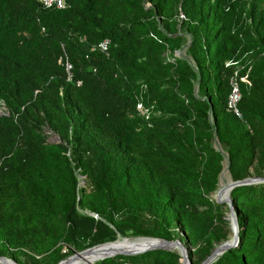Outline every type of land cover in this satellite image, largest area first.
Masks as SVG:
<instances>
[{"label":"trees","instance_id":"obj_1","mask_svg":"<svg viewBox=\"0 0 264 264\" xmlns=\"http://www.w3.org/2000/svg\"><path fill=\"white\" fill-rule=\"evenodd\" d=\"M65 1L55 9L0 0V98L9 111L0 116V251L59 259L62 242L79 250L126 236L169 239L175 221L193 245L226 239V222L207 207L222 160L231 180L254 164L264 170V0H182L185 34L175 0H149L153 12L143 0ZM186 34L184 56L197 71L186 57L164 58ZM228 60L239 75L250 65L239 115L227 109L236 69ZM171 67L173 77L155 76ZM41 127L61 142H47ZM230 196L239 242L211 264H264V181ZM179 256L154 249L99 264H180Z\"/></svg>","mask_w":264,"mask_h":264},{"label":"rangeland","instance_id":"obj_2","mask_svg":"<svg viewBox=\"0 0 264 264\" xmlns=\"http://www.w3.org/2000/svg\"><path fill=\"white\" fill-rule=\"evenodd\" d=\"M181 2L182 0H175L174 3V18L176 20V29H177V33H184L185 34V29H186V25L184 22L185 17H184V13L183 10L181 8ZM142 5L145 9H151L153 12V3L149 0H143L142 1ZM155 11V9H154ZM158 18V15L156 14H152L149 15L146 19L147 20H151V21H155ZM140 19H143V17H140ZM161 24V23H160ZM186 41L182 44V46L179 49H175L174 51L171 50H166V53L164 54V58L167 59H172V56H183L186 57L190 63V65L193 67V69L195 71H197V69L194 67V64L192 63V60L190 58V56H184L185 55V51L190 43L189 39L190 36L188 34H186ZM245 66V65H244ZM242 67L239 66L238 69H241ZM248 68H250V65L248 64L247 69L245 70V73L243 75H246L248 72H246L248 70ZM176 74V69L174 67H171L170 69H161L159 73L155 74V76L157 78L160 79H169L171 77H173ZM249 76V74H248ZM1 82V80H0ZM2 83V82H1ZM198 81L195 82L194 84V88L195 90H197L198 87ZM6 89V88H5ZM9 113L8 111V107L5 104V102L3 101L2 98H0V116L3 115H7ZM34 115L36 117H40L41 113L38 110H34ZM43 129V130H42ZM40 131L42 133L45 134L46 136V141L49 143H58L61 142V139L59 137V135L52 131L51 129H49L48 127H41ZM214 144L216 146H220L219 142L217 141L216 138H214ZM226 156V155H225ZM228 166V161L226 159V157H224V159L222 160V169L220 171L219 174V178H218V182H217V186L216 189L213 192H210L208 195L210 197V199H212L214 202H211L209 205H207V207H210L211 209H213V211L217 214V216L221 219H223L226 222V226L229 229L228 234L226 236V239H223L219 242L213 243L211 246H208L205 243H201V244H197V245H193L188 237H187V233L186 231L182 228V226L175 221L171 227L169 228V235L170 238L167 240H178L182 243V245L186 248V252H187V257L189 260L190 264H201L205 258L210 255V253L214 250V248L220 244L223 241L229 240L231 239L233 232L231 229V221H230V209L228 207V205L226 203H219L221 204L220 207L216 206L215 203V199L213 198L215 191L220 187H222V185H224L225 183V176L223 175V179L220 180V175L222 173V171H224V169H226ZM259 173H263L262 175H259ZM229 175V172H228ZM230 177V176H229ZM247 177H252V178H257V177H264V170L261 169L259 167L258 164H254L249 172H248V176ZM77 178H78V187H83L86 185L85 183V176L84 175H80L77 174ZM231 179V178H230ZM221 181V183H220ZM227 195V193L225 194V196ZM235 209V208H234ZM85 212H89L88 210H84ZM240 230V228H239ZM129 237H136V236H126L125 238H129ZM118 239V238H117ZM115 239V240H117ZM119 240H124V241H128V242H143V241H148V240H142V239H124V238H120ZM118 240V241H119ZM114 241V240H112ZM101 244V243H100ZM64 245L68 248L67 252H63V247ZM97 245V244H96ZM94 246V245H93ZM89 247H92L90 245H86L83 248L77 250L74 249L73 247H70L69 245H67L66 243H60V245L57 247V250L60 252L61 257L59 259H56L52 254H36L35 252H33L32 250L28 249V248H20L18 250L15 249H8V250H4V251H0V256H4L8 259L13 260L15 263L17 264H58L59 262L63 261L64 259H66L67 257H69L70 255H73L77 252H80L84 249H87ZM205 249H207L209 251V254L206 255L204 258H202V253H204ZM174 252H177L180 255V251L178 249L175 250H171ZM102 260V259H100ZM95 261L96 264H99V261ZM183 258L180 255L179 256V263L182 264ZM86 263V262H85ZM83 263V264H85Z\"/></svg>","mask_w":264,"mask_h":264},{"label":"water","instance_id":"obj_3","mask_svg":"<svg viewBox=\"0 0 264 264\" xmlns=\"http://www.w3.org/2000/svg\"><path fill=\"white\" fill-rule=\"evenodd\" d=\"M225 157H226V159L228 161V157L227 156H225ZM228 164H229V161H228ZM262 181H264V177H257V178L245 177L243 179L231 180V181H229L227 183V185L225 187L227 189L228 193H227V196H224V197L222 196V192H223L222 188L219 187L215 191V194L213 196L215 201L217 203H221V204L226 203L228 205L229 209H230L229 216H230L231 229H232L233 235H232L231 239L223 241L220 244H218L214 248V250L210 253V255H208L201 264H211L220 255H222L225 251H227L230 248L236 246L237 243L239 242L238 214H237L236 210L234 209V206H233V203H232V199H231V196H230V191L234 187L239 186V185L251 184V183H254V182H262ZM132 238L153 239V240H157L159 242L165 243L167 246H164V247L148 246V247H144V248H141V249L131 250V251H128V252H114L112 255L103 256L101 259L114 257L116 255H128V256L129 255H137V254H141V253H144V252H147V251H150V250H154V249H163V250L171 251L172 250L171 246L177 245V246L180 247V249H178V250L180 251V255L183 258L182 264H190L189 260H188V257H187L186 248L178 240L172 241V240H167V239H164V238L151 237V236H138V237H129V238H125L124 237V239H132ZM114 242H115V240L94 245V246L89 247L87 249H84V250H82L80 252H77V253H75L73 255H70L69 257H67L63 261L59 262L58 264H64V263L74 259L76 256H78L80 254H85V253H87L89 251H92V250L96 249L97 247H101V246H104L106 244H111V243H114ZM8 262H12L14 264H17L11 259H8V258H6L4 256H0V264H9Z\"/></svg>","mask_w":264,"mask_h":264},{"label":"bare ground","instance_id":"obj_4","mask_svg":"<svg viewBox=\"0 0 264 264\" xmlns=\"http://www.w3.org/2000/svg\"><path fill=\"white\" fill-rule=\"evenodd\" d=\"M223 175L225 176V183L224 185H222V196L224 197L226 193H228L227 189L225 188L227 183L229 181H231L229 175H228V167L226 169H224V171H222L221 175H220V180L223 179ZM221 183V181H220ZM227 196V195H226ZM120 238H118L117 240H115L114 243L111 244H106L104 246L101 247H97L96 249L89 251L85 254H80L78 256H76L74 259L64 263V264H88V263H92L95 261L100 260L103 256L106 255H112L114 252H128L131 250H136V249H141L144 247H148V246H160V247H164L167 246L165 243L159 242L157 240H153V239H145V238H132L133 239H142V240H148V241H143V242H128V241H124V240H119ZM119 240V241H118ZM169 246V245H168ZM172 250L175 249H180L179 246L177 245H173L171 246ZM9 264H14L12 262H8Z\"/></svg>","mask_w":264,"mask_h":264},{"label":"built area","instance_id":"obj_5","mask_svg":"<svg viewBox=\"0 0 264 264\" xmlns=\"http://www.w3.org/2000/svg\"><path fill=\"white\" fill-rule=\"evenodd\" d=\"M38 2L44 8H55V9H63L66 7L65 0H38ZM109 44V39H104L100 43H98V48L101 51H106ZM226 66L236 65V69L234 70L233 75L230 77V92L227 98V109L233 111L235 114L239 115L237 104L240 100L241 93L239 88V83L244 82L249 84L248 73L246 75H239L238 73V64L236 61L228 60L225 62ZM66 68L69 70L70 65L67 64ZM70 79V77L68 78ZM136 110L140 115H148V108L145 107L141 102L136 104ZM68 248L64 245L63 252H67ZM88 264H96V262L88 263ZM126 264V263H124Z\"/></svg>","mask_w":264,"mask_h":264}]
</instances>
